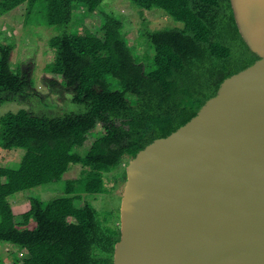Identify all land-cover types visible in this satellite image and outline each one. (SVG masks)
Here are the masks:
<instances>
[{
    "label": "trees",
    "instance_id": "trees-1",
    "mask_svg": "<svg viewBox=\"0 0 264 264\" xmlns=\"http://www.w3.org/2000/svg\"><path fill=\"white\" fill-rule=\"evenodd\" d=\"M105 1L0 0V15L25 6V24L57 31L46 70L61 75L45 76L50 91L41 93L31 69L14 71V46L0 43V102L18 97L27 105L0 117V146L26 148L19 167L0 166V242L26 250L19 264H113L120 228L105 224L84 194L104 192V172L184 125L225 78L258 58L230 0H131L184 23L143 31L154 50L147 60L135 55L125 21L105 11ZM96 10L105 13L103 37L85 24ZM71 164L83 168L65 195L32 197L27 211L14 213L10 195L60 180Z\"/></svg>",
    "mask_w": 264,
    "mask_h": 264
},
{
    "label": "water",
    "instance_id": "water-1",
    "mask_svg": "<svg viewBox=\"0 0 264 264\" xmlns=\"http://www.w3.org/2000/svg\"><path fill=\"white\" fill-rule=\"evenodd\" d=\"M258 58L127 165L113 264H264V0H230Z\"/></svg>",
    "mask_w": 264,
    "mask_h": 264
},
{
    "label": "rangeland",
    "instance_id": "rangeland-1",
    "mask_svg": "<svg viewBox=\"0 0 264 264\" xmlns=\"http://www.w3.org/2000/svg\"><path fill=\"white\" fill-rule=\"evenodd\" d=\"M105 11L118 15L125 21L124 34L132 46L135 55L141 60H147L154 50L142 35L143 31L163 28H183L184 23L176 20L162 9L147 10L135 5L131 0H106ZM102 9V8H101ZM25 6H20L8 13L0 15V43L14 46L11 55V65L16 73L30 70L34 87L43 94L50 91L44 77L58 78L61 75L46 70L55 54L50 48L49 40L57 31L50 27L24 23ZM80 17V15H78ZM105 13L96 10L86 17L85 24L99 37H103ZM58 97V96H55ZM27 105L18 97L0 102V117L8 112H16ZM99 131H103L101 125ZM98 135V134H97ZM95 136V134H94ZM87 147V146H86ZM26 148L13 147L5 149L0 146V166L8 168L19 167ZM129 158L110 172H104V187L102 193H86L83 200L93 205L99 212L100 219L112 229L120 228L121 203L127 179L126 168ZM83 165L71 164L60 180L34 188L17 192L9 196V202L14 213H23L30 208L31 198L38 197L46 202L55 197L65 195L66 183L69 179L79 178ZM83 204L84 202H79ZM24 253H23V252ZM26 250L17 245L0 242V258L5 264H19Z\"/></svg>",
    "mask_w": 264,
    "mask_h": 264
}]
</instances>
